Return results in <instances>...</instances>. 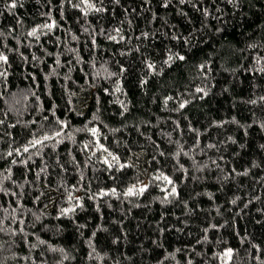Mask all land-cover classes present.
<instances>
[{"label": "trees", "instance_id": "16d2710c", "mask_svg": "<svg viewBox=\"0 0 264 264\" xmlns=\"http://www.w3.org/2000/svg\"><path fill=\"white\" fill-rule=\"evenodd\" d=\"M0 54V264H264V0H0Z\"/></svg>", "mask_w": 264, "mask_h": 264}, {"label": "snow or ice", "instance_id": "6c2138e0", "mask_svg": "<svg viewBox=\"0 0 264 264\" xmlns=\"http://www.w3.org/2000/svg\"><path fill=\"white\" fill-rule=\"evenodd\" d=\"M85 2H87V0H85ZM117 2H118V0H117ZM164 6L167 7V4H165ZM10 7L15 8V7H17V4L16 3H12L10 5ZM96 11H100V9H96ZM52 26L53 25H49L48 27L51 28ZM29 35H35V32H31V33H29ZM169 59H172V57L170 56ZM179 59L183 60L184 57L183 56H180ZM0 61H2L4 63H7V56H5L3 54H0ZM148 67L149 68H153L154 65L149 64ZM0 75H3V73H0ZM197 91H201V90L198 89ZM181 107H184V105L182 104ZM92 133H93V135H95L96 134V129H92ZM60 134H61L60 132H57L56 133V135H60ZM44 139H48V137H45ZM37 143H42V141H36V142H34L33 143V146H35ZM24 151L27 152L28 151V148H25ZM105 151H107V150L105 149ZM9 155H11V153H9ZM165 179L167 180L168 178L165 177ZM168 183L171 184L172 181L171 180H168ZM144 190L145 189H143V188L140 189L141 192H143ZM128 194L129 195L132 194V190L131 189L129 190V193ZM175 194H176V189H175V187H173L172 190H171V192L168 193V195H175ZM165 199H167V196L165 197ZM231 255H232L231 250H229V251H227L225 253V256H227V257H231Z\"/></svg>", "mask_w": 264, "mask_h": 264}]
</instances>
